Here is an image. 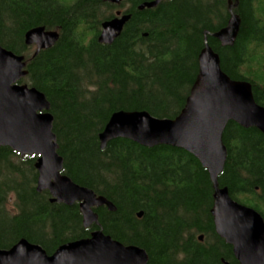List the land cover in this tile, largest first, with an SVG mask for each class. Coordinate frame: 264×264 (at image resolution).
Instances as JSON below:
<instances>
[{"label":"trees","instance_id":"16d2710c","mask_svg":"<svg viewBox=\"0 0 264 264\" xmlns=\"http://www.w3.org/2000/svg\"><path fill=\"white\" fill-rule=\"evenodd\" d=\"M151 1L0 0V45L25 56L28 75L20 83L50 102L64 174L116 207L96 209L99 225L86 229L79 204L54 203L48 191L38 192V156L0 148V249L26 239L52 255L101 229L146 250L148 264H238L233 247L216 232L215 189L198 159L182 149L125 139L103 150L100 135L119 111L179 116L206 43L220 56L222 70L250 83L264 107V0H238L241 29L233 47L212 35L228 25L235 0H165L139 10ZM119 10L130 21L112 45L99 43L102 24ZM37 27L60 37L35 55L25 35ZM223 141L228 158L219 187L264 218V134L230 122Z\"/></svg>","mask_w":264,"mask_h":264},{"label":"water","instance_id":"95a60500","mask_svg":"<svg viewBox=\"0 0 264 264\" xmlns=\"http://www.w3.org/2000/svg\"><path fill=\"white\" fill-rule=\"evenodd\" d=\"M106 1L116 5L121 2ZM164 1L143 3L139 10L156 8ZM237 6L238 0L230 2L232 16L228 25L212 35L223 47H233L240 33L241 20L234 13ZM130 19V14L119 10L115 18L102 24L99 43L112 45ZM59 37L57 31L37 27L25 35V42L36 48L37 55L52 48ZM26 68L25 56L0 45V148H10L22 157L38 156L35 165L38 192L48 191L54 203L68 207L79 204L84 227L98 226L99 215L95 210L106 207L116 212V207L64 174L50 102L36 88L20 83L28 75ZM230 122L264 134V107L255 101L250 83L232 80L222 70L220 56L206 43L199 57V74L179 116L160 119L147 111L116 112L100 135L101 148L105 150L110 142L125 139L145 148L169 146L193 155L208 171L214 185L212 213L217 234L233 247L238 264H264L263 216L235 201L229 190L220 188L218 183L228 158L223 136ZM199 239L203 241V236ZM148 261L146 250L123 245L101 229L94 230L89 238L60 246L52 255L26 239L10 249H0V264H148Z\"/></svg>","mask_w":264,"mask_h":264},{"label":"bare ground","instance_id":"6f19581e","mask_svg":"<svg viewBox=\"0 0 264 264\" xmlns=\"http://www.w3.org/2000/svg\"><path fill=\"white\" fill-rule=\"evenodd\" d=\"M115 17H116V16H115ZM115 17H114V18H115ZM112 19H113V18H112ZM33 29H34V28H33ZM33 29H31V30H33ZM31 30H30V31H31ZM28 32H29V31H28ZM28 32H27V33H28ZM27 33H26V34H27Z\"/></svg>","mask_w":264,"mask_h":264},{"label":"rangeland","instance_id":"374dc122","mask_svg":"<svg viewBox=\"0 0 264 264\" xmlns=\"http://www.w3.org/2000/svg\"><path fill=\"white\" fill-rule=\"evenodd\" d=\"M34 49L36 50V48L34 47Z\"/></svg>","mask_w":264,"mask_h":264},{"label":"flooded vegetation","instance_id":"af4514ba","mask_svg":"<svg viewBox=\"0 0 264 264\" xmlns=\"http://www.w3.org/2000/svg\"><path fill=\"white\" fill-rule=\"evenodd\" d=\"M238 262V261H237Z\"/></svg>","mask_w":264,"mask_h":264}]
</instances>
